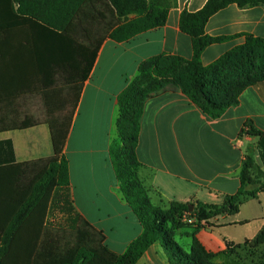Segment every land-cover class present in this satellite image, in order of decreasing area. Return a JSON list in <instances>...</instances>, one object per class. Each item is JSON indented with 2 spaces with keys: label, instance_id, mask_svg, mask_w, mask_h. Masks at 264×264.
Listing matches in <instances>:
<instances>
[{
  "label": "trees",
  "instance_id": "16d2710c",
  "mask_svg": "<svg viewBox=\"0 0 264 264\" xmlns=\"http://www.w3.org/2000/svg\"><path fill=\"white\" fill-rule=\"evenodd\" d=\"M175 0H0V133L46 124L53 155L17 162L10 140L0 141V264H136L149 247L160 244L171 264H216L196 238L185 251L176 231L197 228L218 216H232L264 192V172L249 147L244 152L240 187L221 205L201 202L152 203L137 157L141 116L146 101L160 92L180 90L210 119L239 104L249 87L264 83V38L251 34L212 37L208 20L229 5L264 7V0H207L196 12L183 10L179 29L188 35L192 57L160 54L142 61L136 76L117 96L116 135L110 160L123 200L142 232L122 254L111 251L102 232L74 212L69 167L64 155L69 130L84 82L106 39L126 42L165 25ZM237 36L244 43L204 66L201 56L212 44ZM40 101L44 117L34 119L28 101ZM259 137L264 159V132L244 124L238 137ZM258 184L248 191V185ZM69 215L66 228L48 225L51 205ZM189 205L193 210L189 211ZM244 245H264V226ZM240 245L226 243L234 255ZM170 256V257H169ZM264 264V262H263Z\"/></svg>",
  "mask_w": 264,
  "mask_h": 264
},
{
  "label": "crops",
  "instance_id": "0c3cea01",
  "mask_svg": "<svg viewBox=\"0 0 264 264\" xmlns=\"http://www.w3.org/2000/svg\"><path fill=\"white\" fill-rule=\"evenodd\" d=\"M206 1L175 0L164 26L122 43L106 39L83 84L64 148L70 200L74 212L103 233L105 245L114 253L122 254L142 232L121 196L109 155L110 143L116 135L117 96L136 76L142 61L160 54L191 59V39L180 31L179 17L183 10H200ZM205 33L212 37L246 33L264 38V7L241 9L229 5L208 20ZM244 41L243 36H237L210 45L201 56L202 64H211ZM140 122L137 145V157L142 164L140 178L156 206L168 207L174 201L221 205L225 197L234 195L240 187L244 152L248 147L264 172L259 137L243 136L241 143L236 142L248 122L264 132V83L247 88L239 104L215 120L203 114L180 90L169 89L146 101ZM2 140L12 142L17 162L53 155L46 124L0 133ZM258 187V184L248 185L246 190ZM252 200L260 201L261 209L249 220L230 219L239 212L218 216L207 227L176 231L175 240L188 251L196 238L214 255L212 262L227 263L236 257L227 254L226 243L240 244L225 237L226 230L232 225L249 226L250 221L256 222L252 236L245 241L250 242L264 226V192ZM60 206L63 204L50 206L47 223L66 228L69 215ZM136 264L171 263L162 246L154 244Z\"/></svg>",
  "mask_w": 264,
  "mask_h": 264
},
{
  "label": "rangeland",
  "instance_id": "374dc122",
  "mask_svg": "<svg viewBox=\"0 0 264 264\" xmlns=\"http://www.w3.org/2000/svg\"><path fill=\"white\" fill-rule=\"evenodd\" d=\"M28 114H30L34 119H43L44 113L38 99H31L28 101L25 110ZM260 201L258 200H248L243 203L242 206L239 208V213L230 219L237 218L241 221L249 220L252 218L253 215L259 212L260 208ZM251 220V219H250ZM191 224V227L197 228L193 226L194 222H188ZM251 224L249 226L245 225H232L226 230V235L229 240L234 241L237 244H240L241 247L234 249V256L236 258H231L225 264H263L264 262V245L258 248H252L250 245H244L245 241L248 240L255 229V223L250 221ZM207 227L205 224H201L198 228ZM177 243L180 245L181 243ZM181 246V245H180ZM170 257V256H169ZM237 259V260H236ZM238 261V262H236Z\"/></svg>",
  "mask_w": 264,
  "mask_h": 264
},
{
  "label": "built area",
  "instance_id": "2783aa9c",
  "mask_svg": "<svg viewBox=\"0 0 264 264\" xmlns=\"http://www.w3.org/2000/svg\"><path fill=\"white\" fill-rule=\"evenodd\" d=\"M236 142L241 143V138L239 137V138L236 140ZM188 222H194V221H192V220H188Z\"/></svg>",
  "mask_w": 264,
  "mask_h": 264
},
{
  "label": "water",
  "instance_id": "95a60500",
  "mask_svg": "<svg viewBox=\"0 0 264 264\" xmlns=\"http://www.w3.org/2000/svg\"><path fill=\"white\" fill-rule=\"evenodd\" d=\"M192 210H193V206L189 205V211H192Z\"/></svg>",
  "mask_w": 264,
  "mask_h": 264
}]
</instances>
